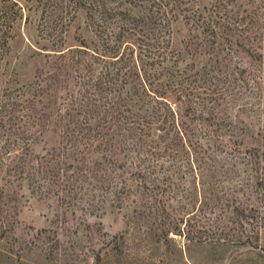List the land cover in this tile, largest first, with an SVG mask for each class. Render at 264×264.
<instances>
[{
	"label": "rangeland",
	"instance_id": "1",
	"mask_svg": "<svg viewBox=\"0 0 264 264\" xmlns=\"http://www.w3.org/2000/svg\"><path fill=\"white\" fill-rule=\"evenodd\" d=\"M184 1L188 11L165 36L171 68L161 80L183 79L185 96L159 87L173 109L168 124L165 115L157 122L156 113H138L140 154L121 146L111 158L94 145V176L74 167L88 143L81 138L102 131L79 133L67 115L70 94L82 93L77 82L91 68L85 46L99 42L90 16L73 3L56 8L47 34L41 10L15 26L0 95L39 79L56 86L48 109L47 100L35 106L41 122L22 127L32 116L25 111L11 127L0 118V264H264L263 251L230 236L237 232L228 231L236 229L230 211L224 236L206 238L212 220L224 218L221 201L244 163L264 157V0ZM200 12L196 18L214 13V25H223L216 35L191 22ZM46 170L56 177L43 179Z\"/></svg>",
	"mask_w": 264,
	"mask_h": 264
},
{
	"label": "trees",
	"instance_id": "2",
	"mask_svg": "<svg viewBox=\"0 0 264 264\" xmlns=\"http://www.w3.org/2000/svg\"><path fill=\"white\" fill-rule=\"evenodd\" d=\"M184 2V0H116L114 2L0 0V68L10 53V42L14 37L15 26L23 19L25 21L29 19V16H25L27 12L29 14L39 10L43 12L46 21L42 31L47 34L53 31L49 25L56 21V8L64 9L65 5L68 7L73 3H81L99 34V42L94 50L85 46L87 51L92 52V60L88 75L77 82L82 93L77 94L73 91L68 99L70 109L67 115L78 127L79 133L83 127L91 126L102 131L99 137L81 138L88 143L83 147L85 152L82 154V162H78L74 167L77 172L86 176L96 175L95 168L88 166L89 161H92L89 158L95 153L92 150L94 145L108 152L107 155L111 158L116 154L119 156L114 151L121 146L123 152L133 151L139 155L144 145L141 136L145 120L138 121L142 119L140 116L156 113L157 122H160L165 115L163 124H168L166 115L169 112L173 113V109L165 99L167 88H172L179 99L185 94L186 89L184 80L181 81L177 76H164L166 82H162L164 79L161 80L163 72L171 68L168 63L165 36L169 35L170 22L173 18L188 11L183 7ZM188 4L185 2V5ZM201 14L202 12L195 14L193 19H190L191 22L195 21L201 28L208 30L212 28V33L216 35L223 25H214L212 21L214 13L207 18H196ZM38 81L19 91H7L0 95V118L5 119V124H9L10 127L16 124L13 122H16V114L20 111L31 112L33 117L24 115L22 124L13 125L17 130H20V124L22 127L33 126L43 120L44 113L38 114L35 106L47 100L48 106H43V109H48L51 102V99H48L49 88L54 89L53 86L56 85L43 84L40 79ZM159 87L164 88L165 92H160ZM162 103H166L168 112H165L166 108H162ZM138 113L140 116L137 115ZM79 116H82V122L76 119ZM73 146L75 144L71 145ZM55 165L51 166L55 168ZM214 166L212 164L210 168L216 170ZM198 170L200 173V168ZM45 173L43 176L45 180H48L49 176L56 177V172L52 170H46ZM242 175V178L232 183L231 192L225 193V199L220 200L224 218L212 220L209 228L215 232L211 236L206 235V238L219 241V238L224 236L225 224L222 222L227 219V213L230 211L232 215L230 218L232 223L236 224V229L228 231L229 233L237 231L230 236L236 238L235 241L240 245H250L264 252V157L250 156V160L244 163ZM225 208H228V211Z\"/></svg>",
	"mask_w": 264,
	"mask_h": 264
}]
</instances>
